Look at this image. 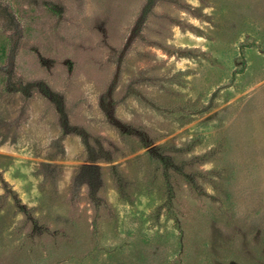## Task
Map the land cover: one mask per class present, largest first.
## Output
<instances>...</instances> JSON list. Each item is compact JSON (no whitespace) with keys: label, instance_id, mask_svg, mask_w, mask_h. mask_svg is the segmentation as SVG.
I'll list each match as a JSON object with an SVG mask.
<instances>
[{"label":"rangeland","instance_id":"374dc122","mask_svg":"<svg viewBox=\"0 0 264 264\" xmlns=\"http://www.w3.org/2000/svg\"><path fill=\"white\" fill-rule=\"evenodd\" d=\"M0 264H264V0H0Z\"/></svg>","mask_w":264,"mask_h":264}]
</instances>
